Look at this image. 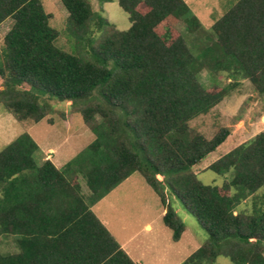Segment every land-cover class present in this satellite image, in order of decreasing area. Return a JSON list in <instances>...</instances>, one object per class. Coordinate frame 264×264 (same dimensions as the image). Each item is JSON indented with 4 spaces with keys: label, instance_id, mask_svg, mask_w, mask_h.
<instances>
[{
    "label": "trees",
    "instance_id": "1",
    "mask_svg": "<svg viewBox=\"0 0 264 264\" xmlns=\"http://www.w3.org/2000/svg\"><path fill=\"white\" fill-rule=\"evenodd\" d=\"M113 1L97 0L95 11L90 0H62L67 32L84 50L70 53L41 0H0V25L13 21L0 53V105L19 122L39 123L70 102L94 134L61 169L38 162L28 133L0 152V239L17 248L0 250V264H138L92 210L134 172L159 197L174 242L186 228L168 193L207 233L184 264H264V202L250 214L236 210L264 188V131L208 167L228 176L220 188L192 168L231 132L208 139L190 127L242 80L264 97V0H237L209 31L185 0H118L131 23L121 31L103 14ZM205 70L231 83L207 88Z\"/></svg>",
    "mask_w": 264,
    "mask_h": 264
},
{
    "label": "rangeland",
    "instance_id": "2",
    "mask_svg": "<svg viewBox=\"0 0 264 264\" xmlns=\"http://www.w3.org/2000/svg\"><path fill=\"white\" fill-rule=\"evenodd\" d=\"M45 11L52 16L50 24L60 32L58 44L64 50L83 53L80 40L67 32L69 13L62 0H41ZM191 10L199 18L206 31H209L216 20L220 19L237 0H186ZM95 11L100 10L97 0H90ZM105 17L125 31L131 23L129 15L114 0L104 6ZM12 19L0 25V53L4 37L12 26ZM99 36V31L95 30ZM201 82L207 88H224L231 81L224 73L212 74L205 70L200 74ZM1 85V80H0ZM1 87V86H0ZM54 112L39 123L19 122L12 114L0 105V152L12 141L28 133L39 146L37 160L56 156L62 163H68L86 150L94 140V134L87 125L77 107L70 102L54 105ZM52 121V123H51ZM191 129L211 139L221 129L227 128L231 134L226 141L192 171L205 185L219 186L229 180L228 176L219 175L208 167L218 159L251 140L264 131V97L260 96L249 80L240 81L236 87L208 114L197 117L190 122ZM55 153V154H54ZM83 192L89 194L87 184L81 178ZM232 193L242 195V190L232 188ZM173 209L185 224L179 242L172 240V232L163 223V206L159 197L148 186L139 172H134L127 182H122L103 199L96 203L92 210L117 238L130 239L137 234L131 243L139 247V261L142 264H184V261L207 240L205 230L195 217L189 214L172 194L168 193ZM246 199L236 206L238 212L251 213L254 202L263 205L264 188L255 194H245ZM123 227V228H122ZM8 240H11L8 238ZM137 256V255H136ZM139 264V263H138ZM215 264H233L229 259L220 257Z\"/></svg>",
    "mask_w": 264,
    "mask_h": 264
},
{
    "label": "crops",
    "instance_id": "3",
    "mask_svg": "<svg viewBox=\"0 0 264 264\" xmlns=\"http://www.w3.org/2000/svg\"><path fill=\"white\" fill-rule=\"evenodd\" d=\"M118 1V0H117ZM186 1V0H185ZM187 2V1H186ZM106 5V4H105ZM105 8V7H104ZM105 10V9H104ZM55 154V153H54ZM45 160H50L58 169H61L63 168L67 163L65 162H60L58 160V158H56V156H53V157H50V158H45ZM130 178V177H129ZM128 178V179H129ZM126 179L124 182L126 183L127 180ZM164 214V212H163ZM98 217V216H97ZM99 218V217H98ZM100 219V218H99ZM102 222V221H101ZM106 228L109 230L107 224H105V222H102ZM123 228V227H122ZM109 232L112 234V232L109 230ZM137 234H134L131 236L130 239H121V240H117V238L112 234V236L116 239V241L121 245V247L128 253V255L136 262V263H139V264H142L141 261H139V258H136V257H139V253H136L139 249V247H134L132 246V242L133 240H135ZM0 250H2L3 252H16L17 251V248L14 244V242L12 240H8V239H4V240H1L0 239ZM137 255V256H136ZM139 255V256H138Z\"/></svg>",
    "mask_w": 264,
    "mask_h": 264
}]
</instances>
